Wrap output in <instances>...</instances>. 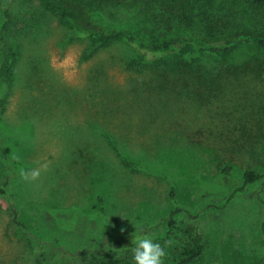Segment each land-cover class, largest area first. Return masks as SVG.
<instances>
[{
	"label": "rangeland",
	"instance_id": "rangeland-1",
	"mask_svg": "<svg viewBox=\"0 0 264 264\" xmlns=\"http://www.w3.org/2000/svg\"><path fill=\"white\" fill-rule=\"evenodd\" d=\"M150 4L89 17L105 32L159 43L165 37L149 26L159 8ZM0 5V36L8 9L16 23L8 44L22 47L12 84L0 80V264H35L38 255L41 264L133 261L141 235L165 246V264H182L196 242L203 253L188 264H264V50L244 45L206 63L204 72H223L222 89H197L199 99L171 98L163 109L158 97H144L139 74L130 81L141 97L128 94L122 67L135 50L119 43L87 58L89 39L73 37L37 0ZM185 131L196 133V145ZM110 141L150 172L126 165ZM221 153L234 159L229 177ZM40 163L48 169L38 181L22 180V169ZM246 170L262 178L247 183ZM13 209L27 241L12 228Z\"/></svg>",
	"mask_w": 264,
	"mask_h": 264
},
{
	"label": "trees",
	"instance_id": "trees-1",
	"mask_svg": "<svg viewBox=\"0 0 264 264\" xmlns=\"http://www.w3.org/2000/svg\"><path fill=\"white\" fill-rule=\"evenodd\" d=\"M37 1L41 8L56 16L61 25L69 28L73 37L89 39L87 58L93 57L113 44H125L135 50L137 53L135 58L122 67L127 74L129 73L128 81L131 87L128 89V94L136 99L141 97L139 89L130 81V74H139L142 76V81H138L137 77L135 79L144 97L151 99L154 95L163 106L166 105V100L170 101L171 98L176 99L178 105L187 104L191 99H199L201 96L197 89L207 86L213 85L222 89L223 72L221 70L217 73L204 72L206 63L218 59H229L244 45L264 50V0H141L158 6L159 13L154 16L149 26L153 28V33L161 32L165 37L159 43L152 41L150 44L128 31L105 32L90 21L89 16L92 11L109 13L114 8L131 11L130 6L139 0H133L128 5L123 0ZM3 17L0 36V80L7 87L14 79L22 47L8 44L16 24L15 17L8 9H4ZM184 33L191 35L184 37ZM164 64H169L170 68L163 70ZM230 64L233 63L230 62ZM217 66L218 64L213 67ZM149 75L151 78L148 77ZM167 107L166 105L163 109ZM1 110L5 111L4 106ZM181 135L188 143L197 144L196 133L185 131ZM109 144L126 165L150 172L146 165H135L126 156L124 157L113 142L110 141ZM221 154L222 158L218 163L220 171L222 175L229 177L236 167L234 163H231L234 159L230 157L231 161L225 162L227 158L224 159L225 155ZM16 164L19 165V162L16 161ZM244 178L247 183H254L262 176L255 171L246 170ZM173 192L172 189V197ZM0 194H4V190L0 189ZM13 214L12 228L16 236L29 240L23 231L22 224L16 218L14 209ZM175 215V211L170 215L171 224ZM203 250V244L193 243L185 249L183 254L186 259L182 264L197 260ZM41 257L43 256H36L34 263L39 264ZM90 264H134V262L120 258H97Z\"/></svg>",
	"mask_w": 264,
	"mask_h": 264
},
{
	"label": "clouds",
	"instance_id": "clouds-1",
	"mask_svg": "<svg viewBox=\"0 0 264 264\" xmlns=\"http://www.w3.org/2000/svg\"><path fill=\"white\" fill-rule=\"evenodd\" d=\"M18 159V157H16ZM47 163H40V166L30 170H21L20 175L25 182H35L41 177L42 171H47ZM125 229H121V232ZM166 244H171L167 241ZM131 251L134 264H165L166 248L154 241L150 235H141L132 240Z\"/></svg>",
	"mask_w": 264,
	"mask_h": 264
}]
</instances>
